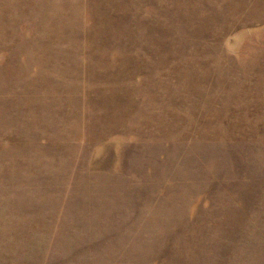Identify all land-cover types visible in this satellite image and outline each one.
<instances>
[{"label": "rangeland", "instance_id": "374dc122", "mask_svg": "<svg viewBox=\"0 0 264 264\" xmlns=\"http://www.w3.org/2000/svg\"><path fill=\"white\" fill-rule=\"evenodd\" d=\"M0 264H264V0H0Z\"/></svg>", "mask_w": 264, "mask_h": 264}]
</instances>
